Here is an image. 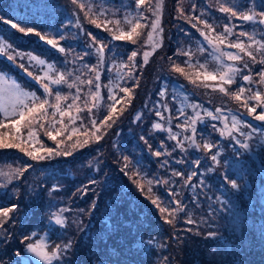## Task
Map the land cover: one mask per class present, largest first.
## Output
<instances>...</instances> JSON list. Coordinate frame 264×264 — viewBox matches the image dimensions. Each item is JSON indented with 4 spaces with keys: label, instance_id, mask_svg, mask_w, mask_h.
Segmentation results:
<instances>
[{
    "label": "rangeland",
    "instance_id": "374dc122",
    "mask_svg": "<svg viewBox=\"0 0 264 264\" xmlns=\"http://www.w3.org/2000/svg\"><path fill=\"white\" fill-rule=\"evenodd\" d=\"M232 5L239 13H256V20L220 11ZM261 12L264 0H145L139 8L136 0H0V40L6 45L0 74L34 93L36 103L49 102L47 116L21 125L19 132L0 129L6 140L25 149L0 148V208L17 205L6 219L0 217V264H43L27 251L28 243L42 244L49 252L60 246L51 264H264V121L255 118L264 112V101L249 99L257 91L264 96L258 75L264 56L257 53L253 62L228 47L238 41L251 44L241 32L264 41ZM126 17L131 23H125ZM137 20L143 27L135 42L113 38L128 33ZM5 21L35 31L21 33ZM226 26L231 34H225ZM221 34L225 43L217 41V46L242 55V61L217 60L219 52L208 40ZM133 52L137 55L129 61ZM145 52L150 53L146 62ZM221 63L240 69L234 83L224 85L227 95L216 87L218 79L201 76L194 84L187 78L196 80V72L205 71L201 64L218 75ZM59 74L65 82L52 84ZM245 75L251 80L244 81ZM44 84L51 89L48 95ZM96 84L100 99L92 107ZM125 87L130 96L120 90ZM240 87L245 92L236 100L232 94ZM0 88L11 91L2 82ZM109 89L120 102L112 120L100 124L114 102ZM57 92L67 98L60 108L71 113L72 123L67 115H53ZM245 102L256 112L250 115ZM25 103L31 106L30 99ZM0 120L8 122L3 113ZM157 123L160 128L154 127ZM57 130L61 134L50 139L47 133ZM205 143L213 147L205 150ZM47 148L60 154L49 156ZM28 151L45 159H33ZM178 207L183 210L171 216Z\"/></svg>",
    "mask_w": 264,
    "mask_h": 264
},
{
    "label": "snow or ice",
    "instance_id": "6c2138e0",
    "mask_svg": "<svg viewBox=\"0 0 264 264\" xmlns=\"http://www.w3.org/2000/svg\"><path fill=\"white\" fill-rule=\"evenodd\" d=\"M73 3H77V0H73ZM145 3V0H136V5L139 8L141 5H143ZM80 8L83 10L85 5L80 4L79 5ZM159 8V4L157 5V9ZM91 9L89 8V11ZM221 12H225V13H230L231 16L236 17L238 16L240 19L244 20V21H254L256 20V16L257 14L254 12H249V13H239L238 10H235V5L229 6V7H221L220 8ZM261 19H259V23L260 24H264V12H261L258 14ZM3 19V18H0ZM6 23H11V21H5ZM93 23H95V21H93ZM117 23H119V21H117ZM125 23H131V20L128 19L127 17L125 18ZM203 23V21H202ZM158 25V18L157 20L152 22V29H156ZM11 26L13 28L18 29L21 33H25V34H29V33H33L35 30L33 28H25V27H21L18 24L15 23H11ZM99 26V25H97ZM195 26V25H194ZM143 27L140 23L139 20H137V23L135 25L132 26V28L130 29V31L128 33H124L121 32V34L119 36H114V39L117 40H128V41H133L134 40V36H138L139 33L137 31L138 28ZM210 28V26H209ZM211 30V28H210ZM231 29L228 28L227 26L225 27V34H231ZM37 36H39V38L41 40H46V42L52 46H57L56 45V41L54 39H48L45 35H42L39 32L35 33ZM225 34H221L220 36H218L216 38V41L209 39L208 43L210 45H213V47L219 52V56H217V60L219 61L221 59V57L226 58L227 60L233 61V62H237V61H242L243 60V56H247L249 58H251V60L253 62H256V54L259 53L261 56H264V41H257L254 39L253 36H249L248 33H244L241 32L240 36H248V39L251 41V44L249 45H245L244 42L242 41H238L236 43H230L228 44V47L230 48H234V49H238L239 53H242V55L237 54V53H233V52H227V51H222L218 46H217V41L219 45H223L225 43V39H226V35ZM201 35H205V33L201 32ZM152 38V33H149V39ZM207 39V36L205 37ZM95 39V38H93ZM253 45H255V49L253 50ZM6 50V45L5 42L3 40H0V52H4ZM61 51H63V49H60ZM103 50H104V46L101 45L97 51L98 53L103 54ZM150 53L145 52L144 56H145V62L147 61V57ZM185 55H189V53H184ZM137 55L136 52H133L131 54V56H129V61H132L133 58ZM10 60L13 59L12 56L8 57ZM32 59H37L36 57H32ZM38 62L40 64H44L45 62L43 60H38ZM260 63H264V59H261L259 61ZM248 65L245 63L244 67H247ZM189 67H192V65L190 64ZM201 69H205V71L203 73L197 71L196 72V80H192L191 77H187V74L184 73V69L180 68L179 66H174V70L186 75L187 78L190 79V82L192 83H196L197 80H199L201 78V76L203 77L204 81H216L217 79L220 81V83L216 86L218 88V90L222 93H225L226 95L228 94V89L226 87H224V85H231L234 83V79L235 77L239 74L240 69L238 67H236L234 64H223L221 63L220 66V71L218 73V75L216 74V72H208L206 70V65H199L198 66ZM29 75H31V73H29ZM259 83L264 84V71H261L259 74ZM37 80H40L41 77H36ZM4 77L0 76V82H3ZM96 80H99V76H96ZM243 80L244 81H250L251 80V76L245 75L243 76ZM65 82V76L63 74H59L57 76L56 79H52L51 83L52 84H60ZM14 83V82H13ZM81 83H84L83 81ZM88 84H93L94 82L92 80L87 81ZM71 86V85H70ZM96 92L91 93V96L93 97V99L97 102L94 103L92 105V107H97L98 106V102H99V84H96ZM205 86H208L207 84H205ZM44 89H45V94L48 95L51 92V89L49 88L48 84H44L43 85ZM122 92L128 94L129 96L131 95V90L129 88H121L120 89ZM77 91L79 92L80 90L77 89ZM251 91V90H249ZM110 95H109V99L113 100L114 102L112 104L109 105V112L108 115L104 117L103 121H100V124H105V122L112 120L113 117V113L116 111V104H118L120 101L118 99H116V97L111 94L112 90L109 89ZM245 92V88L244 87H240L239 89V93L238 94H232L233 98L236 100H240L241 99V94H243ZM26 99H30L31 100V106H29V104L25 103ZM39 99L38 97L35 96L34 93H24L22 91H19L18 89L15 91H10L8 93H5V90L3 88H0V113H3L5 118H8V122L6 123L3 120H0V129L3 128H13L15 129L16 132L20 131V126L21 125H31L34 121L38 120V118H43L47 116V105H48V100L44 99L42 100L40 103H36V100ZM62 99H67L66 97L62 98L60 93L57 92L56 93V100H57V104L56 105H52L51 107L53 108V115H56V113H59L60 117L63 118L64 116H69L70 120L69 122L72 123L73 118L71 117V113L70 112H65L62 111L60 108V101ZM80 99L79 96L75 97L74 101H73V105L75 104V100ZM122 99V98H121ZM249 99H255L256 101H264V96L261 95V93L259 91L255 92L254 96H250ZM73 105H68L69 108H72ZM248 111V113L251 115L253 113L256 112V108L255 107H248L247 102H245L244 105ZM89 112H91V108L88 109ZM77 111H80L79 108H77ZM217 111H219V109H217ZM157 115H159V113H157ZM209 115H211V113H209ZM255 118L257 120L260 121H264V112H260L258 115L255 116ZM234 119V123L232 125L233 128L236 127V122H235V118ZM61 124L63 125V120L61 119ZM53 124L55 123V121L52 122ZM193 123H195V121H193ZM108 127L111 126V124L107 125ZM93 127H96V122L93 121ZM155 128H160L161 125L160 124H155L154 125ZM77 131L76 128L72 129V133H75ZM60 130H57L56 135H53L52 132H48L47 135L49 136L50 139L52 140H56V136L60 135ZM223 134V133H222ZM93 135H95V133H93ZM7 136V133L4 132H0V148H21L20 144L18 143H12L9 142L8 140L5 139V137ZM34 136V132L30 129L29 130V138L32 139ZM69 138H71V133L69 134ZM16 139H19V137H16ZM95 139L99 140L100 136L99 135H95ZM143 139V137H142ZM173 139H175V137H173ZM191 139V138H189ZM85 144L88 143L87 140L84 141ZM193 143H195V141H193ZM57 147H59V143L57 145ZM205 150H209L211 149L213 146L209 143H205L203 145ZM243 147L247 148L248 145L244 144ZM21 151H25V149L21 148ZM44 151L50 156L52 154H56L59 155V152H55L54 150L51 148H47L44 149ZM27 155H29L30 157H32L33 159H45L44 155H39L36 151H28L26 152ZM64 155H70L69 152H64ZM161 153L157 152L156 155L159 156ZM218 155V154H217ZM213 161H216L217 156L213 155L212 157ZM125 159L127 160V157H125ZM198 163V162H197ZM174 175L176 176H181L182 173L180 172H175ZM192 175H195V173H193ZM227 179V177H225ZM188 179H191V176L188 177ZM92 183H94L95 181H91ZM228 183L231 185V187L233 189H236L238 187L237 183L235 180H228ZM55 188V186H53ZM153 204H157L156 200L152 201ZM179 203V202H177ZM17 207V205H12L9 208H0V217L6 219L9 214ZM182 208H177L172 210V212L170 213L171 216H175L176 211H182ZM161 213H165L168 212L169 210L166 208H160ZM4 219H0V225H2L4 223ZM54 219L55 222L57 224L63 225L64 224V219L58 215V214H54ZM165 220L167 223H171L172 221L170 219H168L167 217H165ZM189 223H191L192 221L189 220ZM209 236H215V233H209ZM28 237H25V240H28ZM68 247H70V244L68 245H64V248L67 249ZM26 249L27 251L33 253L39 260L43 261V264H51V261L56 258L59 253H60V246H57L55 249H53L51 252L45 250V246L42 244H32V243H28L26 245Z\"/></svg>",
    "mask_w": 264,
    "mask_h": 264
},
{
    "label": "trees",
    "instance_id": "16d2710c",
    "mask_svg": "<svg viewBox=\"0 0 264 264\" xmlns=\"http://www.w3.org/2000/svg\"><path fill=\"white\" fill-rule=\"evenodd\" d=\"M226 59V58H225ZM41 66L43 67V68H47L48 67V65H47V63H44L43 65L41 64ZM4 66L0 69V72H4ZM0 76H3L2 74H0ZM10 76V75H9ZM9 76H3L4 77V80H3V82L2 83H4L5 85H8L9 86V88L11 89V91H15V90H19V91H22V92H24L19 86H17V84L14 82V80L11 78V77H9ZM14 82V83H13ZM178 84H173V87H175V88H178ZM25 93V92H24ZM19 205H21V204H19ZM23 205H25V204H23ZM243 237V236H242Z\"/></svg>",
    "mask_w": 264,
    "mask_h": 264
}]
</instances>
